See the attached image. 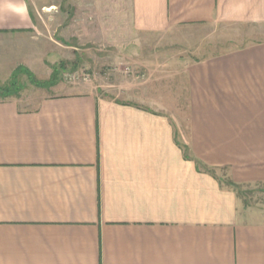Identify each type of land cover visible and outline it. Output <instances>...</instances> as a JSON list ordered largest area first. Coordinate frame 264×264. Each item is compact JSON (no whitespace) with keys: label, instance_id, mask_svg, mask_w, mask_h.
Here are the masks:
<instances>
[{"label":"crops","instance_id":"crops-1","mask_svg":"<svg viewBox=\"0 0 264 264\" xmlns=\"http://www.w3.org/2000/svg\"><path fill=\"white\" fill-rule=\"evenodd\" d=\"M123 1L142 35L264 22V0ZM32 30L28 0H0V45ZM175 76L0 100V264H264V209L230 184L264 183V40Z\"/></svg>","mask_w":264,"mask_h":264},{"label":"rangeland","instance_id":"rangeland-1","mask_svg":"<svg viewBox=\"0 0 264 264\" xmlns=\"http://www.w3.org/2000/svg\"><path fill=\"white\" fill-rule=\"evenodd\" d=\"M28 2L35 30L23 34L21 39L16 37L8 45H0V89L10 84L19 68L29 69L40 80H48L55 72L58 82L51 88H41L19 71L17 98L29 109L44 97L94 89L101 83L102 92L110 91L125 100L131 97L128 88L141 94L142 88L137 87L159 76H165L164 83L175 93L178 68L264 40V22L184 25L165 34L142 35L131 32L120 16L126 6L123 0L118 4L112 0ZM85 75H89V80L84 79ZM170 91L168 96L172 97ZM177 97L180 98L178 94ZM3 99L7 98L0 93V100ZM180 104L187 108L186 101ZM216 174L229 184L225 171L218 170ZM236 189L241 208L264 209V183L239 185Z\"/></svg>","mask_w":264,"mask_h":264},{"label":"trees","instance_id":"trees-1","mask_svg":"<svg viewBox=\"0 0 264 264\" xmlns=\"http://www.w3.org/2000/svg\"><path fill=\"white\" fill-rule=\"evenodd\" d=\"M23 69L19 68V71L25 72L30 77V79L32 80V83H34L38 87L51 88V87L58 84L57 73H55V72H53V74L51 75V77L48 80H40L29 69H27V68H23ZM19 71L14 72V74L12 75V80H11L10 84L3 86L0 89V93H1V96L3 98H10V97H18L19 96L18 89H17V86H18L17 75H18V73H20ZM230 184H233L235 187L238 186L237 184H234L233 182H230Z\"/></svg>","mask_w":264,"mask_h":264},{"label":"built area","instance_id":"built-area-1","mask_svg":"<svg viewBox=\"0 0 264 264\" xmlns=\"http://www.w3.org/2000/svg\"><path fill=\"white\" fill-rule=\"evenodd\" d=\"M84 79H85V80H89V75H85V76H84Z\"/></svg>","mask_w":264,"mask_h":264}]
</instances>
